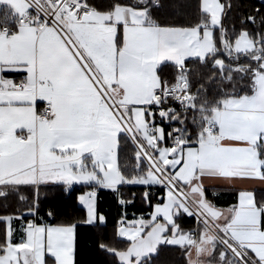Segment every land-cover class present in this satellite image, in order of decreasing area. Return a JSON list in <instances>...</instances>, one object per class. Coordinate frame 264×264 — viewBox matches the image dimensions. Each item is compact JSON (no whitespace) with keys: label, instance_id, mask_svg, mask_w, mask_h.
<instances>
[{"label":"crops","instance_id":"0c3cea01","mask_svg":"<svg viewBox=\"0 0 264 264\" xmlns=\"http://www.w3.org/2000/svg\"><path fill=\"white\" fill-rule=\"evenodd\" d=\"M0 9L11 15V32H0V143L13 149L20 157L17 168H22L28 163L33 165L32 169L25 172L9 169L12 177L20 181H34L37 184L42 181H56L47 184H61L69 188L74 185H92L93 189L78 194L77 202L81 207L83 206L79 203L80 195L90 191L97 194L100 187H114L125 184L126 180L142 178L139 176L124 179L118 171V137L113 133L110 114L114 113L119 119H124L132 133L136 132L126 108H151L148 101H152V91L157 86V71L160 67L158 70L148 68L160 59L178 67L174 62L178 58L177 53L172 49L154 48L136 39L144 30L132 21L142 14L130 6H117L112 11L105 12L109 13L110 30L113 33L112 42L106 44L102 40L92 41L88 36V32H92L99 23V16L94 12L100 11L91 10L82 19L71 21L76 28L75 32L69 25V19L72 18H68V26L74 40L72 41L60 36L50 26L36 31L31 26L15 24L12 18L25 11L23 2L21 4L17 0H0ZM212 50V33L206 30L201 43L194 48L184 49V52L189 54V59L193 56L203 59ZM169 60L173 62H168ZM6 72L20 73V76H7ZM178 72L175 80H179L184 74L181 70ZM159 79L167 81L161 80L160 76ZM10 82L19 90H10ZM255 82V93L227 98L220 107L209 110L204 117L207 128L200 133L197 142L191 145L179 142L178 144H183V149L172 150V159L164 145H159L157 152V142L162 140L155 134L149 135L147 140L139 133H136L135 139L132 138V133L130 134L139 156L149 164V173L153 174L152 179L156 181L130 182V185H158L161 183L160 169H163L185 190V194L178 195L170 187H166L165 201L158 204L159 207L153 208L152 215L160 212L167 214V202L182 200L184 196L190 199V206L195 208L196 198L191 199L195 193H189L188 190L194 184L201 188V181L204 188L236 189L237 196L245 190H264V181L260 179L225 178L258 175L255 148L241 150L220 146L221 143H233L226 137L235 135L242 138V134L237 132L238 128L244 130L264 127V80L257 79ZM18 83H24V87L19 88ZM3 84L5 89L1 88ZM115 100L122 105V110L112 107ZM47 102H50L51 112L47 117H42L39 113ZM216 122H219V131L215 130ZM212 123L214 128L209 126ZM22 130H35V135L19 140L17 133ZM251 139L254 141L255 138ZM151 148L154 149L155 155L150 152ZM49 152L57 154V163L62 167L49 168L46 163L51 159ZM181 155L183 159L177 166ZM158 157H161V160ZM113 158L116 160L114 172L123 180L112 177L113 166L107 164L110 163L107 160L111 161ZM151 161L156 168L151 167ZM168 165L171 167H167ZM143 178L149 179L146 175ZM73 179L88 182L73 184ZM96 194L86 197V202L94 201L96 204ZM228 207H217L223 212V215L219 216L221 224L231 215ZM244 208L246 211L243 218L255 219L253 207L245 204ZM84 210L86 211L85 208ZM141 217L143 216L123 221L118 227L120 237L127 239L126 237L131 236V241L136 242L132 253L127 257H139L146 251L140 247L141 236L154 242L157 233L164 227V224L159 222L149 231L146 232L145 229L141 233L140 228H143L144 222L150 221V218L145 217L141 221ZM87 218H92L91 211ZM239 219L237 218L238 221ZM30 221L36 222L34 218ZM12 223L16 229L14 240L19 242L23 235L19 231L20 225L27 222L13 219ZM234 227L237 229L234 242L248 252L254 249L256 255L264 257V236L257 234L255 226L250 224L242 229L237 222ZM38 232V229H33L32 235L25 241L30 247L22 246L19 249L17 255L20 264H54L52 258L47 255L55 257L60 264H71L70 253L55 247L53 240L48 239L49 232H44L41 241L38 240ZM205 236L202 231L199 241L191 245L189 264H215V261L211 262L208 258L207 262L199 261L202 252L209 253L213 249ZM216 261L220 263V258Z\"/></svg>","mask_w":264,"mask_h":264},{"label":"trees","instance_id":"16d2710c","mask_svg":"<svg viewBox=\"0 0 264 264\" xmlns=\"http://www.w3.org/2000/svg\"><path fill=\"white\" fill-rule=\"evenodd\" d=\"M159 3L161 5L159 8L152 9V16L161 23L191 24L199 17L197 0H159ZM221 3L224 6L223 27L215 33V46L212 52L207 55V59H188L187 67L181 68L186 75L188 93H191L189 97L194 109H175V112L179 113V122L176 123L169 122L176 120L175 115L171 117L169 115L173 110L161 111L151 107L145 112V122L148 124L152 121L149 112H154L156 124L165 125L161 146L171 145L176 137L187 145L195 144L205 128L204 117L209 110L220 107L227 98L253 93L250 77L252 70L257 67L253 59L261 55L264 45V0H221ZM87 4L91 10L100 12H110L117 6L137 8V0H87ZM10 17L11 15L0 9V26L8 22ZM242 30L247 31L254 41L255 49L236 53L232 48V41ZM217 58L224 61L223 72L214 67ZM158 74L161 80L173 82L178 77V67L164 63L160 66ZM5 75L16 78L20 73L6 72ZM161 115H166V118L161 119ZM178 129L180 130L178 135L172 139L167 138L166 134L176 132ZM149 150L154 154L153 148ZM261 152L264 154V148ZM117 169L124 179L143 177L150 172L149 164L139 156L133 141L124 132L118 136ZM162 186L161 183L149 186L123 183L114 187H100L96 194V208L98 214H103L106 218V222L101 224L98 221L86 225L84 224L86 211L78 204L77 197L78 194L93 189L92 185H74L69 188L61 184H42L38 193V213L35 216L24 215L22 221L27 222L34 218L37 223L43 224H76L75 264H118L117 259L127 260V254L132 253L136 244L118 235L122 218L126 215L127 220L137 216L149 219L154 207H149L144 194L148 193L152 205L156 206L163 202L160 201V196L164 195L166 187L163 186L162 192ZM206 190L209 199L213 200L218 208L236 203V189L206 188ZM254 193L258 200L264 199V190L258 189ZM133 194L134 203L128 204L127 207L122 206L120 198L127 202L133 199ZM35 196V189L32 186H21L18 192L10 190L6 198H0V217L25 214L35 205ZM49 212L53 216H49ZM159 222L150 223L146 232ZM178 223L185 230L195 229V220L186 216L181 217ZM4 232L5 227L0 224V238H3ZM194 242L192 238L191 245ZM214 245L210 255L212 261L221 258V253L226 250L219 241L215 240ZM243 250L248 255V251ZM224 263L242 264L239 260L232 259L230 254ZM145 264H189V256L179 247L161 245L156 253L150 254V259L145 258Z\"/></svg>","mask_w":264,"mask_h":264},{"label":"snow or ice","instance_id":"6c2138e0","mask_svg":"<svg viewBox=\"0 0 264 264\" xmlns=\"http://www.w3.org/2000/svg\"><path fill=\"white\" fill-rule=\"evenodd\" d=\"M209 0H197V9L199 13L198 19L191 24H164L160 21L156 20L154 16H152V9L159 8L161 5L159 0H137V8L135 11L141 13L142 15L137 16L133 19V24H139V26L144 30L143 33L139 34L136 39L141 40L149 44L154 48L160 49H172L177 53L178 58L174 61L178 66V71L181 68L187 67V60L189 59V54H185L184 49L186 48H194L198 44L201 43L202 37L205 31H210L213 35V46H215V33L218 29L223 27V4L221 0H215V3L220 6V18L219 22H216L213 19V12L210 10V7H206V3ZM205 17L207 19H205ZM254 20V18H253ZM123 25H121L122 27ZM227 31L226 29L224 30ZM246 34V33H245ZM119 35V32L117 33ZM193 58H196L193 56ZM203 59H207V55L203 57ZM166 62L165 59H160L157 62H153L148 68V70H158V68ZM173 62V61H168ZM253 62L257 65L255 69L252 70V75L250 77L252 81V91L255 93L257 91V86L255 82V77L257 75L264 76V45H262V52L260 56H257L253 59ZM214 67H218V70L223 72V65H216ZM238 69H233V71ZM184 79V78H181ZM186 83V81H185ZM179 92H188L187 87H183L181 85H168L167 81H160L157 71V86L153 89V95H159V99L155 101L156 107L160 108L161 104L167 103L169 96H173L175 99L174 93ZM191 95V93H188ZM177 103H182L180 100L176 101ZM149 104L152 101H148ZM149 115L152 116L151 125H149L146 121L143 127H137L136 132L132 133V138L135 139L136 133H139L142 138L147 140L149 135H154L152 129L156 127V119L155 113L149 112ZM170 117L175 115L176 120L169 122L176 123L179 122V113L175 112L173 109L172 113L169 114ZM163 119V116L161 117ZM161 127H165L162 125ZM220 125L219 122H216V131H219ZM123 130V129H121ZM179 129L176 132L168 133L167 138L172 139L174 136L179 134ZM238 133L242 134V138H237L234 136L226 137V139H230L233 141L232 144H223L221 143L222 148H237L241 150H246L254 147L256 151V156L258 159V175L255 176H239V177H225L228 179L240 178V179H260L264 181V154H262L261 149L264 148V127L260 128H249V129H237ZM119 136V132H117V137ZM247 137V138H244ZM251 138H255L254 141ZM118 142V141H117ZM163 141H158L156 145L157 152L159 151V145ZM143 147V145H141ZM155 154V153H154ZM56 153H52V159L46 161L47 165L52 169H57L62 167L57 163ZM20 157L17 153L8 146L0 143V198H6L11 191H19L21 186H32L35 189V205L32 206L27 212L23 215H17L15 217H0V224H3L5 227V232L3 238H0V264H20V258L17 255L19 249L23 247H30L29 244H26L25 241L30 238L32 235L33 229H38L42 232H55V239L52 242L55 247L61 249L65 253H70L72 259L71 264H75V236H76V224L70 225H57L55 228L51 225H44L43 223H37L35 221H27L26 224H21L19 231L23 233L19 242L14 240L16 229L13 227V219L23 220L24 215H33L35 216L38 213L39 207V189L42 184L47 183H56V181H42V183L37 184L34 181H20L12 177L9 169H14L17 172H25L26 170H30L33 168L31 163L25 164L22 168H17L16 165L19 161ZM183 156L181 155V159L177 161V166L180 165ZM167 167H171L168 165ZM167 170V168H166ZM10 177V178H6ZM62 183L64 181H61ZM86 180H75L73 179L71 183H87ZM175 188V185H172ZM105 190H113L116 189H105ZM161 191H164L163 186L161 187ZM200 192L203 194V200L207 201V207H211L212 209H216L218 206L215 205L213 200H210L207 195L206 188L203 187L201 181ZM95 192H89L79 196V203L86 209V219L84 224L92 225L99 221L101 224L106 222V218L103 214H98L96 204L94 201L91 203L86 202V197L94 196ZM144 199L148 203L150 208L159 207L153 206L151 203V199L148 193L144 194ZM160 201H165V196H160ZM119 202L122 206L127 207L128 204L134 203V194L133 199L125 202L121 197ZM196 207L195 210L190 206L189 198L184 196L182 200H173L167 202V214L165 212H160L156 215L150 214V221L144 222L143 228H140V232L143 233L145 229L149 228L150 223H154L156 221H160L164 224L163 229L157 233L155 241H148L141 236L142 243L140 247L142 249H146L143 251L139 258L135 256H130L127 260L117 259L118 264H145V258L150 259V254H154L158 251L159 246L168 245L175 246L181 248L186 255L190 257L191 254V241L194 237L195 233L192 229L185 230L178 223V220L181 217H188L189 219H194L198 227L203 226L205 230L208 229L210 225L214 226L217 230V234L209 235L208 242L213 243L215 239H220L221 243L224 244L227 250L221 253L220 264H224L225 260L229 258V251L232 252V259H244L243 256H240L238 250L234 247L231 241L234 240L237 229L234 227V224L237 222L240 224V227L246 228L248 225H254L257 234L264 236V199L258 200L255 196V193L252 191H241L238 193L237 202L228 207L229 213L231 215L225 221V223H219V217L214 216V213L210 214L207 210V207L202 201L197 200L195 202ZM245 204H250L255 210V219L248 220L244 219V214L246 209L244 208ZM91 211V219H88V213ZM223 215V212L220 213ZM49 216H53L51 212H49ZM237 218H240L239 221ZM127 220L126 215L122 218L120 224H123V221ZM144 218L141 217V221ZM132 223V222H129ZM69 237L71 239V243L69 244ZM131 240V236L126 237ZM213 247H215L213 243ZM15 250V251H12ZM102 250H106V248H102ZM115 253H113L114 255ZM47 255V254H46ZM248 255L251 258L253 264H264V257H260L255 254V250H251L248 252ZM52 258L51 261H54V264H60L59 261H56V258L47 255ZM244 264H249V261L245 260Z\"/></svg>","mask_w":264,"mask_h":264},{"label":"built area","instance_id":"2783aa9c","mask_svg":"<svg viewBox=\"0 0 264 264\" xmlns=\"http://www.w3.org/2000/svg\"><path fill=\"white\" fill-rule=\"evenodd\" d=\"M25 5V11L18 15H15L12 18V21L17 25L22 26H31L36 31H41L46 26L53 27L63 38L67 40H73L72 33L68 26V18L74 19H82L85 15L89 14L91 9L87 4V0H23ZM0 32L2 34H9L11 32V22L3 23L0 27ZM184 78V79H181ZM179 78V80H175L173 82H167L168 85H181L183 87H187V81L185 73L183 76ZM186 81V83H185ZM17 86L19 88L24 87V83H18ZM156 88V86L154 87ZM188 89V88H187ZM153 93V91H152ZM175 99L173 96H169L167 103L161 104L160 108L156 107L155 101L159 99V95L152 94V103L150 106L152 108L159 109L161 111H171L173 109L180 110H190L194 109L192 101L189 97L188 92H179L174 93ZM180 100L182 103H177L176 101ZM112 107L114 109L122 110V105L115 100L113 102ZM51 112L50 102H47L43 105L41 112L39 113L42 117H47ZM210 128H214V124L209 125ZM35 130H22L17 133V138L20 140H24L27 137L34 136ZM175 143L180 142V139L176 137L174 139ZM161 173V184L165 187H170L175 193L180 195V193L185 194V190L176 183L172 177L167 174L166 171L160 169ZM175 185V188L172 187ZM195 210V208H193ZM210 230L213 228V232L217 233V230L214 226L210 225L208 227ZM195 233L193 239H197L198 235V226L195 221V229L193 231ZM221 242V240H220ZM234 247L238 250L240 256H243L244 259H238L242 264L244 261H249V264H253L251 258L247 255V253L237 245L234 240L231 241ZM222 244V243H221ZM231 254L232 252L229 251Z\"/></svg>","mask_w":264,"mask_h":264},{"label":"rangeland","instance_id":"374dc122","mask_svg":"<svg viewBox=\"0 0 264 264\" xmlns=\"http://www.w3.org/2000/svg\"><path fill=\"white\" fill-rule=\"evenodd\" d=\"M17 1H19L21 4L23 2V0H17ZM205 6L206 7H210V10L214 14L213 15V19L216 22H219L221 9H220V6L215 3V0H209V2L206 3ZM223 9H224V6H223ZM94 13H96V15L99 16V23L95 26V28L92 30V32H88L89 33L88 36H90V39L92 41H93V39H95L97 41L98 40H102L103 43H105V44H106V42H112L113 33L110 30V23H109L110 16H109V13H105V12H94ZM205 19H207V18L205 17ZM74 20L75 19H73V18L69 19V23L71 21H74ZM69 25H70V28L75 32L76 28L74 27V24L71 22V24H69ZM232 48H233V50L236 53H245V52L253 51L255 49V43L250 38V36L248 35L247 31L242 30L234 37V39L232 41ZM215 64L216 65H220V64L223 65L224 61L222 59L217 58L215 60ZM257 79L264 80V76L257 75L256 78H255V81ZM8 87L12 91L19 90L17 88H14L13 84H11V82L9 83ZM1 88L5 89L4 84L1 85ZM152 109H155V108H152ZM126 110H127L128 115H129V118H130L129 120H130L131 124L134 126L135 129H137V127H143L145 125V123H146L145 122V112H146L147 109H144V107H132L131 110H130L129 107H127ZM110 115L112 117V130H113V133L117 134V132H119V133L120 132H124V133H127V135L129 134L128 136L130 137V134L132 133V131H131V128L129 127L128 123L126 124L124 119H122L121 117L119 119V117L117 115H115L114 113H111ZM161 126H162L161 124H156V127L154 129H152V130H154V132H155L154 134L159 139H161L163 141L164 140V130H163V127H161ZM206 128H207V126L204 128V130ZM121 129H123V130H121ZM172 144H173V146H172ZM172 144L169 145V146L164 145V148L169 150V156H170L171 159H172V150L173 151H177V150L179 151V150L183 149V144L180 145V144L174 143V142H172ZM49 157L52 159V153H50V152H49ZM158 158H159V160H161V157H158ZM107 162H110V163H107V164H110V165L113 166V170L111 172H113L114 174H112V177L116 178L117 180H123L121 177L119 178V175H118L117 172H114V170L116 169V160H115V158H113V160H111V161L107 160ZM151 167L156 168L153 161H151ZM146 176H148V178H149L148 180H146V178L142 177L140 179H134V180H130V181H128V180L125 181L124 180V181H125V184H130V182H135V183H137V182H140V183H143V182H145V183L156 182V181H154V179H152L153 178V174L152 173H148ZM192 198L193 199L196 198V201H197L198 200V195L195 194V196H193V197L191 196V199ZM189 203H191V202L189 201ZM54 226H57V225H54ZM202 231L205 232V235H206L205 239L207 241H208V236L209 235L217 234V233L213 232V228H212V230H210L209 228L207 230H205V228L203 226H200V227H198V235H197V239L195 240V242L199 241V238H200V235H201ZM42 238H44V232L39 230V232H38V240L41 241ZM48 239L54 241L55 232L49 231ZM215 240L220 242V239H215ZM69 241H71L70 237H69ZM209 245L212 248L213 243H209ZM222 245L225 248L224 244H222ZM210 252H212V251L210 250L209 253L202 252L201 256H199V259H200L199 261L207 262L206 259L208 258L211 262H213L214 260L212 261L210 256H208V255L211 254ZM229 254L232 256V254L230 252H229ZM218 262L219 261H215V264H220ZM39 264H42V263H39ZM209 264H212V263H209Z\"/></svg>","mask_w":264,"mask_h":264},{"label":"water","instance_id":"95a60500","mask_svg":"<svg viewBox=\"0 0 264 264\" xmlns=\"http://www.w3.org/2000/svg\"><path fill=\"white\" fill-rule=\"evenodd\" d=\"M162 116L166 118V115H161V117ZM188 191H189V193L197 194L199 196L198 200L202 201L205 204V206L207 207L208 202L203 200V194L200 192V187L199 186H197L196 184L191 185L189 187ZM207 210L209 211L210 214L214 213V216H218V217L220 216L221 211L219 209H217V208L216 209H212L211 207H207ZM129 254H127V255H129Z\"/></svg>","mask_w":264,"mask_h":264}]
</instances>
